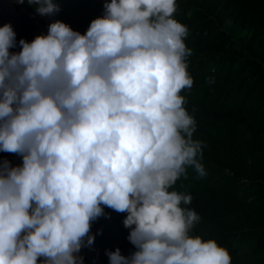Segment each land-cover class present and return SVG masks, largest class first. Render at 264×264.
Instances as JSON below:
<instances>
[{
  "label": "clouds",
  "instance_id": "1",
  "mask_svg": "<svg viewBox=\"0 0 264 264\" xmlns=\"http://www.w3.org/2000/svg\"><path fill=\"white\" fill-rule=\"evenodd\" d=\"M41 16L57 0H18ZM86 34L62 21L21 39L0 27V264H84L104 207L127 213L135 247L110 264H232L213 239L191 235L198 214L173 190L187 167L206 175L196 122L188 29L176 0H111ZM199 157V159H198Z\"/></svg>",
  "mask_w": 264,
  "mask_h": 264
},
{
  "label": "trees",
  "instance_id": "2",
  "mask_svg": "<svg viewBox=\"0 0 264 264\" xmlns=\"http://www.w3.org/2000/svg\"><path fill=\"white\" fill-rule=\"evenodd\" d=\"M49 16L86 34L111 0H57ZM21 7L35 16V6ZM19 7H16L18 10ZM174 18L185 25L187 71L193 79L181 95L196 122L205 173L187 167L173 190L191 195L200 220L191 235L228 249L232 264H264V0H176ZM45 30L46 23L40 20ZM199 159V157H198ZM22 165V157L0 152V162ZM92 222L95 240L79 253L84 264H110L107 252L130 256L135 247L123 221L127 213L104 207Z\"/></svg>",
  "mask_w": 264,
  "mask_h": 264
},
{
  "label": "water",
  "instance_id": "3",
  "mask_svg": "<svg viewBox=\"0 0 264 264\" xmlns=\"http://www.w3.org/2000/svg\"><path fill=\"white\" fill-rule=\"evenodd\" d=\"M16 7L19 9L16 10ZM40 20L46 23L43 35H47L51 24L49 16L41 17L29 14L25 8L21 7L18 0H0V27L11 24L16 33L17 47L10 49L11 52L17 53L22 50L19 45L21 39L31 42L37 36L42 35L43 29L40 27Z\"/></svg>",
  "mask_w": 264,
  "mask_h": 264
},
{
  "label": "rangeland",
  "instance_id": "4",
  "mask_svg": "<svg viewBox=\"0 0 264 264\" xmlns=\"http://www.w3.org/2000/svg\"><path fill=\"white\" fill-rule=\"evenodd\" d=\"M41 16V15H40ZM42 17V16H41ZM44 34V30H42V35Z\"/></svg>",
  "mask_w": 264,
  "mask_h": 264
}]
</instances>
